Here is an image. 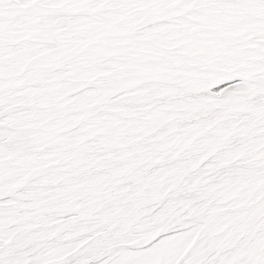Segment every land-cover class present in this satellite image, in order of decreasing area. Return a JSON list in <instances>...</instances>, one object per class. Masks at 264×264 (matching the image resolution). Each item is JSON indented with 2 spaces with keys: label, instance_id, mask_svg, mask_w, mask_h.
<instances>
[{
  "label": "snow or ice",
  "instance_id": "snow-or-ice-1",
  "mask_svg": "<svg viewBox=\"0 0 264 264\" xmlns=\"http://www.w3.org/2000/svg\"><path fill=\"white\" fill-rule=\"evenodd\" d=\"M0 264H264V0H0Z\"/></svg>",
  "mask_w": 264,
  "mask_h": 264
}]
</instances>
